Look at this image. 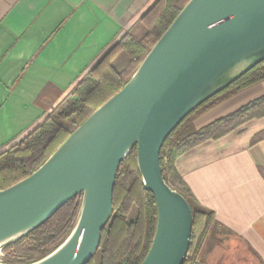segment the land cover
Returning <instances> with one entry per match:
<instances>
[{
  "label": "water",
  "instance_id": "1",
  "mask_svg": "<svg viewBox=\"0 0 264 264\" xmlns=\"http://www.w3.org/2000/svg\"><path fill=\"white\" fill-rule=\"evenodd\" d=\"M264 62V0H190L127 84L102 104L32 175L0 191V251L82 195L76 223L52 253L31 264H88L113 217L121 163L137 147L157 226L141 264H184L192 210L163 178L169 135L211 96Z\"/></svg>",
  "mask_w": 264,
  "mask_h": 264
},
{
  "label": "crops",
  "instance_id": "2",
  "mask_svg": "<svg viewBox=\"0 0 264 264\" xmlns=\"http://www.w3.org/2000/svg\"><path fill=\"white\" fill-rule=\"evenodd\" d=\"M155 1L0 0V152L63 105ZM124 56L129 61L122 53L114 66ZM262 95L264 82L206 112L195 127L202 129ZM263 130L264 117L250 120L175 160L196 202L215 215L200 264H240L245 249H254L264 264V137L253 142Z\"/></svg>",
  "mask_w": 264,
  "mask_h": 264
},
{
  "label": "trees",
  "instance_id": "3",
  "mask_svg": "<svg viewBox=\"0 0 264 264\" xmlns=\"http://www.w3.org/2000/svg\"><path fill=\"white\" fill-rule=\"evenodd\" d=\"M189 1L156 0L135 27L114 42L77 82L63 105L19 142L0 152V191L36 172L85 120L127 84L144 57ZM122 53L129 56V61L119 71L114 61ZM262 82L264 62L206 100L181 122L164 143L160 153L163 178L184 195L192 210V235L184 264H200V251L214 227L215 215L196 202L177 173L175 160L195 146L217 140L250 120L264 117L262 95L202 129L195 127V121L200 116ZM263 137L264 130L253 142ZM81 202L82 195L72 199L42 226L6 246L4 251L8 262L31 264L57 249L72 231ZM113 207V217L102 231L100 249L88 264H141L151 247L158 214L153 194L143 186L136 145L120 165L113 191ZM133 207H136V214L130 219Z\"/></svg>",
  "mask_w": 264,
  "mask_h": 264
},
{
  "label": "rangeland",
  "instance_id": "4",
  "mask_svg": "<svg viewBox=\"0 0 264 264\" xmlns=\"http://www.w3.org/2000/svg\"><path fill=\"white\" fill-rule=\"evenodd\" d=\"M127 61H128L127 56L122 57V59L118 60L117 63L115 64V68L117 70L123 69L126 66ZM135 214H136V207H133L130 213V219H133ZM244 256L245 259L241 260L240 264H262L259 254L254 249H250L248 251L245 249ZM97 260L98 258L96 257V261Z\"/></svg>",
  "mask_w": 264,
  "mask_h": 264
},
{
  "label": "built area",
  "instance_id": "5",
  "mask_svg": "<svg viewBox=\"0 0 264 264\" xmlns=\"http://www.w3.org/2000/svg\"><path fill=\"white\" fill-rule=\"evenodd\" d=\"M0 264H10L8 262V256L4 250L0 251Z\"/></svg>",
  "mask_w": 264,
  "mask_h": 264
}]
</instances>
